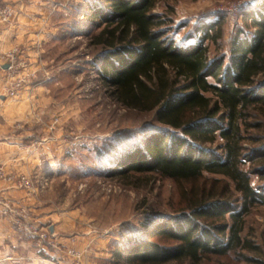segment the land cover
Returning <instances> with one entry per match:
<instances>
[{"label": "rangeland", "instance_id": "rangeland-1", "mask_svg": "<svg viewBox=\"0 0 264 264\" xmlns=\"http://www.w3.org/2000/svg\"><path fill=\"white\" fill-rule=\"evenodd\" d=\"M22 1L37 18V27L28 52L20 45L16 48L15 69L2 67L5 79L0 87V105L9 107L13 120L7 132L0 135V143L17 145L15 149L27 153L32 164L21 169L19 163L27 158H18L16 169L1 162L0 167L7 175L30 180L33 189L23 191L34 198L33 205L37 206L36 215L31 212L33 221L52 230L59 247L45 254L22 237L29 241L36 258V263L22 264H74L76 260L65 253L67 248L79 254L80 264H127L126 252L114 257L118 246L131 238L160 242L144 234L142 223L147 218L155 222L173 215L182 205L181 191H189L190 185H178L151 173L112 174L120 158L143 150L145 139L161 126L153 113L128 110L116 103L99 77L101 62L96 60L97 48L89 38L97 29L86 19L93 8L106 9L104 1ZM263 2L159 0L153 14L165 20L160 30L175 45L196 41L205 26L213 25L208 32L212 37L204 44L209 61L224 59L223 71L233 38L254 31L244 13L257 10ZM4 6L9 5L0 1V8ZM5 55L0 54L3 66L7 64ZM16 80L20 85L15 96L8 97L4 88ZM208 81L215 83L212 78ZM248 111V123L259 128L250 127L247 133L264 137V107ZM251 181L264 193V179L253 175ZM242 236L258 246V251L244 250L243 257L238 256L239 252L208 257L203 264H264L263 204L249 207Z\"/></svg>", "mask_w": 264, "mask_h": 264}, {"label": "trees", "instance_id": "trees-1", "mask_svg": "<svg viewBox=\"0 0 264 264\" xmlns=\"http://www.w3.org/2000/svg\"><path fill=\"white\" fill-rule=\"evenodd\" d=\"M103 1L106 9L93 8L86 19L97 29L89 38L99 77L116 103L153 113L161 126L143 150L120 158L112 174L151 173L190 185L173 215L142 223L144 234L160 242L131 238L114 257L126 252L127 264H203L230 252H257L242 233L249 207L264 205L251 181L264 179V137L247 133L259 128L248 123L249 108L264 107V2L244 13L254 31L233 38L221 71L224 59L209 61L204 44L213 25L196 41L175 45L160 30L165 20L153 14L159 0Z\"/></svg>", "mask_w": 264, "mask_h": 264}, {"label": "crops", "instance_id": "crops-1", "mask_svg": "<svg viewBox=\"0 0 264 264\" xmlns=\"http://www.w3.org/2000/svg\"><path fill=\"white\" fill-rule=\"evenodd\" d=\"M0 1L4 5L8 4L9 6H12L14 10V14L10 21H0V54L8 53L11 50L16 49L19 45L21 49L24 48V50L28 52L29 43L32 40L31 38L34 37V30L37 27L35 25L37 18L29 13V5L27 2L24 3L22 0ZM19 9L23 11L19 12ZM2 67L3 65L0 64V87L5 79ZM12 120L9 107L6 105H0V135L4 134L5 131L7 132V127ZM16 146L17 145H13L12 142L11 144L1 142L0 162L4 163L8 168L12 166L15 169L17 168L16 164L18 163V158H27L25 162L23 161L22 163H19L21 169L32 164L31 158L27 156V153H20V151L15 149ZM12 158L14 161H12ZM0 194L16 203L29 207L32 213L35 212V215L36 212H38L37 206L33 205L34 198H31L30 194L23 190L12 189L10 186L3 183V181H0ZM29 244L30 243L26 238H22L11 231L8 220L2 218L0 215V264H3L5 261L11 262L12 264L27 263L26 261L36 263V258L33 257Z\"/></svg>", "mask_w": 264, "mask_h": 264}, {"label": "built area", "instance_id": "built-area-1", "mask_svg": "<svg viewBox=\"0 0 264 264\" xmlns=\"http://www.w3.org/2000/svg\"><path fill=\"white\" fill-rule=\"evenodd\" d=\"M13 13V9L9 6L0 8V21H10ZM15 52H17V50L13 49L4 56L7 60L8 67L6 69L8 71L14 70L17 66ZM19 85L20 82L18 80L14 81L9 86L4 88L5 94L8 95V97H14ZM0 180L10 184L9 186L26 190L27 192L33 189L30 180L25 177L18 178L16 176L7 175L1 167ZM0 214L3 218L8 220L10 230L14 234L26 237L33 242V245L37 247L38 252L49 254L48 250H50V248L55 250L59 249V247H57L58 243L55 241V234L45 229V227L37 225L33 221V216L29 207L16 203L0 194ZM65 253L70 258H73V260H76L74 264H80L77 260L79 258V254L73 248H67Z\"/></svg>", "mask_w": 264, "mask_h": 264}, {"label": "water", "instance_id": "water-1", "mask_svg": "<svg viewBox=\"0 0 264 264\" xmlns=\"http://www.w3.org/2000/svg\"><path fill=\"white\" fill-rule=\"evenodd\" d=\"M7 67H8V65H7V64L3 66V68H4V69H6ZM50 231H52V230H50Z\"/></svg>", "mask_w": 264, "mask_h": 264}]
</instances>
